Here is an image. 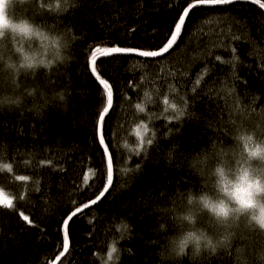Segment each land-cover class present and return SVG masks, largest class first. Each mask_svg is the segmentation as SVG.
I'll return each mask as SVG.
<instances>
[{
  "label": "trees",
  "instance_id": "trees-1",
  "mask_svg": "<svg viewBox=\"0 0 264 264\" xmlns=\"http://www.w3.org/2000/svg\"><path fill=\"white\" fill-rule=\"evenodd\" d=\"M188 2L76 0L61 17L80 37L70 64L48 85L50 95L63 90L66 101L52 99L41 115L0 111V147L10 160L20 161L31 153L33 167L40 159L53 158L63 171L35 168L39 191H33L32 183L22 188L13 174H0V181L11 184L12 191L26 192L17 207L36 225H27L17 212L0 209V264H47L61 250L60 225L74 207L72 201L82 205L106 184L107 160L95 132L103 96L90 73L91 47L113 42L156 48ZM192 44L203 45L196 59L176 58L182 46L187 51ZM216 55L222 60L216 61ZM105 60V78L113 83V108L104 126L113 155V186L101 202L71 222L70 254L64 259L67 264H100L97 257L115 242L121 253L118 264H159L157 252L167 233L158 231L163 221L155 209L177 189L197 185L188 160L212 140L231 143L241 113L254 108L264 116V12L246 2L199 7L190 13L177 44L165 57ZM198 78L200 85L195 84ZM166 96L170 102L185 101L186 115L167 119L173 113L163 105ZM136 103L145 112L136 109ZM141 121L151 130L145 139L152 132L155 136L153 144L137 155L135 130ZM89 167L97 172L85 186L83 175ZM16 174H25L24 169ZM124 223L129 225L126 232L121 228ZM182 264L191 262L185 258ZM202 264H233V259L221 254Z\"/></svg>",
  "mask_w": 264,
  "mask_h": 264
},
{
  "label": "clouds",
  "instance_id": "clouds-1",
  "mask_svg": "<svg viewBox=\"0 0 264 264\" xmlns=\"http://www.w3.org/2000/svg\"><path fill=\"white\" fill-rule=\"evenodd\" d=\"M76 0H0V111L41 115L52 100L66 101L48 85L72 60L80 39L61 17ZM197 185L177 189L155 211L167 233L159 264H191L227 254L233 264H264V116L241 113L231 143L212 140L188 160ZM124 225H129L124 223ZM97 259L118 264L120 249Z\"/></svg>",
  "mask_w": 264,
  "mask_h": 264
},
{
  "label": "snow or ice",
  "instance_id": "snow-or-ice-1",
  "mask_svg": "<svg viewBox=\"0 0 264 264\" xmlns=\"http://www.w3.org/2000/svg\"><path fill=\"white\" fill-rule=\"evenodd\" d=\"M174 2V0H173ZM241 0H189L187 6L182 8L178 19L174 22L173 30L169 34H165L160 38V44L156 48L145 49L140 47H130V46H120L113 42H101L91 47V51L88 53V62L90 67V73L94 76L95 80L98 82V86L103 96V106L100 109L96 121H95V132L98 138L99 144L103 148V152L107 157V173H106V184L103 189L95 196L94 199L89 200L82 205H76V201H72L74 207L66 214L62 219L60 225V231L62 233V245L61 250L53 259L48 260L47 264H67L65 257L70 254V222L74 221V218L78 217L79 214L84 213L85 209L90 208L91 205H96L109 189L113 186V155L109 151V144L105 142L104 126L105 118L109 115L110 110L113 108V83L110 82L108 78H105L107 72L105 70V58H111L117 55H135L137 57L144 58H156L163 57L164 54L169 53L170 50L177 44L178 39L181 36L182 29L185 26L186 19L189 18V14L198 9L200 6H227L240 3ZM254 5H257L260 9L264 10V0H250ZM168 7H171L169 3ZM132 31H135L133 28ZM155 31V29H153ZM235 52V49H232ZM216 61H221L222 57L220 55L215 56ZM99 62V63H98ZM201 80L198 78L195 80L196 85H200ZM193 92L196 88L192 89ZM148 95V93H144ZM163 105H167L168 109H171L172 115L167 117L169 120H179L181 117L186 115L187 103L181 100L179 103L170 102L169 98L166 96L163 99ZM135 108L141 113L145 112V108L141 103H136ZM254 109V108H253ZM151 131L147 123L141 121L135 130V136L138 138L137 145V155H140L141 151L145 149V146L152 145L154 142L155 133L152 132L151 136L145 139L147 133ZM125 148L128 147L125 143ZM170 155V154H169ZM48 166L54 170H61L63 168L54 163L53 158L40 159L35 162V167H33V156L28 154L22 160L17 161L15 158L9 159L6 150L0 147V174L8 173L13 174L12 179L15 182H22L21 187L26 188L28 183L33 184V191H39V178L35 175V168ZM139 168V164L136 165ZM24 169L25 174H16L18 169ZM121 171L129 172L132 169H121ZM97 170L95 168L89 167L87 172L83 175V185H89V181L96 176ZM26 192H15L11 190V184H4L0 181V209H5L9 211L17 212L19 217L22 218L27 225L36 226L35 221L30 215L25 214L24 211H20L17 207L19 201L25 199ZM123 232L128 230L127 225H121ZM122 232V234H123ZM115 242H113V247L111 251H108L107 256L109 260H112L113 253L116 252Z\"/></svg>",
  "mask_w": 264,
  "mask_h": 264
},
{
  "label": "rangeland",
  "instance_id": "rangeland-1",
  "mask_svg": "<svg viewBox=\"0 0 264 264\" xmlns=\"http://www.w3.org/2000/svg\"><path fill=\"white\" fill-rule=\"evenodd\" d=\"M193 46L189 48L187 51L185 50V46H182V49L180 52L176 54V58H182V57H191L192 60L196 59L194 58L197 53V50L202 49L203 45L200 44L196 46L195 44H192Z\"/></svg>",
  "mask_w": 264,
  "mask_h": 264
},
{
  "label": "water",
  "instance_id": "water-1",
  "mask_svg": "<svg viewBox=\"0 0 264 264\" xmlns=\"http://www.w3.org/2000/svg\"><path fill=\"white\" fill-rule=\"evenodd\" d=\"M241 2H250V0H241ZM256 6H257V5H256ZM200 7H217V6H200ZM261 10H262V9H261ZM262 11L264 12V10H262ZM189 15H190V14H189ZM186 21H187V19H186ZM167 54H168V53L164 54L163 57H165ZM121 55H122V54H121ZM121 55H117V56H121ZM163 57L146 58V59H161V58H163ZM141 58H144V57H141ZM105 59H106V58H105ZM111 110H112V109H111ZM111 110H110V111H111ZM106 117H107V116H106ZM105 120H106V118H105ZM100 146H101V145H100ZM101 148H102V146H101ZM102 150H103V148H102ZM105 156H106V155H105ZM106 158H107V157H106ZM113 181H114V169H113ZM111 188H112V187H111ZM111 188H110V189H111ZM110 189H109V191H110ZM106 195H107V193L105 194V196H106ZM105 196H104V197H105ZM104 197H102L101 200L97 202V204H98L99 202H101L102 199H103ZM97 204H96V205H97ZM96 205H91L90 208H92V207H94V206H96ZM90 208H88V209H90ZM88 209H85L84 212H85L86 210H88ZM79 215H80V214H79ZM79 215H78V216H79ZM74 219H75V218H74ZM70 224H71V222H70Z\"/></svg>",
  "mask_w": 264,
  "mask_h": 264
},
{
  "label": "bare ground",
  "instance_id": "bare-ground-1",
  "mask_svg": "<svg viewBox=\"0 0 264 264\" xmlns=\"http://www.w3.org/2000/svg\"><path fill=\"white\" fill-rule=\"evenodd\" d=\"M246 3H251V2H246ZM252 4V3H251ZM121 56H131V57H137V56H135V55H121ZM115 57H118V56H115ZM137 58H141V57H137ZM144 59H146V58H144ZM113 102H114V100H113ZM111 112V111H110ZM109 112V113H110ZM107 118V117H106ZM100 145V144H99ZM101 147V146H100ZM102 149V148H101ZM103 151V150H102ZM110 151V150H109ZM105 155V154H104ZM106 157V156H105ZM106 160H107V158H106Z\"/></svg>",
  "mask_w": 264,
  "mask_h": 264
}]
</instances>
